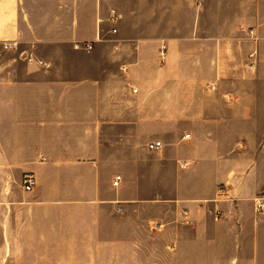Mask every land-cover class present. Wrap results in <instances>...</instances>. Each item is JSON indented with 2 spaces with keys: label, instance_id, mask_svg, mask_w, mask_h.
Returning a JSON list of instances; mask_svg holds the SVG:
<instances>
[{
  "label": "crops",
  "instance_id": "obj_1",
  "mask_svg": "<svg viewBox=\"0 0 264 264\" xmlns=\"http://www.w3.org/2000/svg\"><path fill=\"white\" fill-rule=\"evenodd\" d=\"M263 191L264 0H0V264H264Z\"/></svg>",
  "mask_w": 264,
  "mask_h": 264
},
{
  "label": "built area",
  "instance_id": "obj_2",
  "mask_svg": "<svg viewBox=\"0 0 264 264\" xmlns=\"http://www.w3.org/2000/svg\"><path fill=\"white\" fill-rule=\"evenodd\" d=\"M85 49L87 52L93 51V45L90 43H85L84 44ZM11 46H5V48H10ZM77 49L80 47V44H77L75 46ZM164 144L161 141H156L153 143H150L148 145V149L151 151H159L163 149ZM121 181V177H117L116 181L114 182V186H117L118 183ZM35 180L34 176L32 174H26L24 178V190L26 192H30L32 190V187L34 186ZM223 192V190H221ZM255 206L258 212H263L264 211V191L260 196H258L255 200Z\"/></svg>",
  "mask_w": 264,
  "mask_h": 264
}]
</instances>
